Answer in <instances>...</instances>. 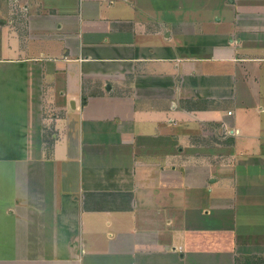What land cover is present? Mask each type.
<instances>
[{"label":"crops","instance_id":"crops-1","mask_svg":"<svg viewBox=\"0 0 264 264\" xmlns=\"http://www.w3.org/2000/svg\"><path fill=\"white\" fill-rule=\"evenodd\" d=\"M256 260L264 0H0V264Z\"/></svg>","mask_w":264,"mask_h":264},{"label":"trees","instance_id":"trees-1","mask_svg":"<svg viewBox=\"0 0 264 264\" xmlns=\"http://www.w3.org/2000/svg\"><path fill=\"white\" fill-rule=\"evenodd\" d=\"M248 264H264V261L256 260V262H254V263H248Z\"/></svg>","mask_w":264,"mask_h":264}]
</instances>
